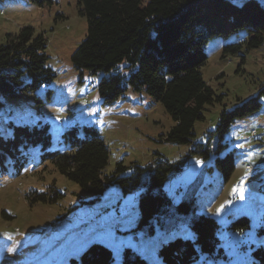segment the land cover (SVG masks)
Segmentation results:
<instances>
[{
  "label": "rangeland",
  "instance_id": "374dc122",
  "mask_svg": "<svg viewBox=\"0 0 264 264\" xmlns=\"http://www.w3.org/2000/svg\"><path fill=\"white\" fill-rule=\"evenodd\" d=\"M231 1L241 5L247 0ZM255 1L264 5V0ZM26 26L47 41L46 66L55 78L50 86L4 101L0 134L10 133L9 123L46 126L55 148L66 131L75 128L82 136L83 127L94 128L109 151L104 168L107 176L118 162L125 167L153 166L160 158L178 165L188 163L189 169L180 178H174L175 172L168 175L164 190L173 206L189 203L188 219L204 215L215 220L222 250L221 256L199 254L191 264H256L253 253L264 247V96H258L260 110L236 120L225 135L227 150L222 156L230 151L234 157V171L225 182L212 159L202 162L200 156L189 153V145L164 142L174 124L161 104L128 92L104 105L97 92L99 75L74 69L71 55L86 34V21L78 13L76 0H56L50 7L26 0H0V45L6 35L17 34ZM247 41L248 34L242 30L205 46L207 61L200 73L222 101L205 107L204 119L193 127L194 141L206 145L223 109L240 105L264 88V42L250 49ZM229 44H238V51L224 53ZM209 144L213 151L217 141ZM49 191L54 202L30 203L34 193ZM141 192L139 187L124 192L111 183L102 192L87 193L53 165L39 164V160L20 176H12L11 171L0 175V264H81V254L91 244L110 250L112 264H124L126 249L146 264H162L157 236L137 229ZM108 204L114 208L98 212ZM117 206L125 210L118 211ZM185 216L171 223L169 231L190 236ZM241 218H247L250 227L243 232L232 229V223ZM103 221L108 227H100Z\"/></svg>",
  "mask_w": 264,
  "mask_h": 264
},
{
  "label": "trees",
  "instance_id": "16d2710c",
  "mask_svg": "<svg viewBox=\"0 0 264 264\" xmlns=\"http://www.w3.org/2000/svg\"><path fill=\"white\" fill-rule=\"evenodd\" d=\"M26 1L50 7L56 0ZM76 5L86 21V34L72 53L71 64L78 71L99 75L97 92L102 103L110 105L131 92L161 104L174 124L163 137L164 142L189 145V153L200 156L202 162L212 159L227 182L234 171V157L230 151L222 156L227 150L223 140L236 120L260 110L258 96H264V88L240 105L223 109L214 131L208 133L207 144L203 145L194 141V124L204 119L205 107L221 103L222 96H216L206 85L200 68L207 61L205 46L211 40L244 30L248 34V48L261 46L264 5L255 0L241 5L231 0H76ZM46 47L47 41L31 27L5 36L0 45V110L5 100H15L22 93L54 82V72L46 66ZM238 49V44H229L223 51L236 53ZM9 126L8 135L0 134V175L11 171L12 176H20L39 160V164L53 165L61 176L87 193L102 192L111 183L121 186L124 192L139 187L142 192L137 199L140 216L137 229L157 236L155 242L162 264H191L199 254L222 255L215 220L204 215L188 219L185 214L189 203L182 201L173 206L164 190L168 175L180 170L181 165L165 158L144 167L137 164L125 167L118 162L107 176L104 168L108 165L109 151L94 128L83 127L82 136L75 128L70 129L62 135L59 148H54L46 126L12 123ZM213 139L217 146L212 151L209 143ZM33 196L30 203L55 201L50 191ZM181 216L188 219V237L169 231V225ZM240 222L243 224L239 225ZM249 227L247 218L237 219L231 226L239 232ZM253 254L256 264H264V247ZM123 256L124 264H146L129 249ZM112 262L111 251L99 244L88 246L80 257L81 264Z\"/></svg>",
  "mask_w": 264,
  "mask_h": 264
},
{
  "label": "built area",
  "instance_id": "2783aa9c",
  "mask_svg": "<svg viewBox=\"0 0 264 264\" xmlns=\"http://www.w3.org/2000/svg\"><path fill=\"white\" fill-rule=\"evenodd\" d=\"M189 169V164L187 163L186 165L183 166V170H188ZM251 171V167H248L247 165V172ZM182 171L178 172V178L181 177ZM102 226H106V223H102Z\"/></svg>",
  "mask_w": 264,
  "mask_h": 264
},
{
  "label": "clouds",
  "instance_id": "9594fccd",
  "mask_svg": "<svg viewBox=\"0 0 264 264\" xmlns=\"http://www.w3.org/2000/svg\"><path fill=\"white\" fill-rule=\"evenodd\" d=\"M184 164H185V163H184ZM184 164H183V165H184ZM183 165H181V169L178 170V171H176V172L182 171V169H183ZM176 172H175V173H176ZM175 173H174V174H175Z\"/></svg>",
  "mask_w": 264,
  "mask_h": 264
},
{
  "label": "bare ground",
  "instance_id": "6f19581e",
  "mask_svg": "<svg viewBox=\"0 0 264 264\" xmlns=\"http://www.w3.org/2000/svg\"><path fill=\"white\" fill-rule=\"evenodd\" d=\"M251 133H253V132H251ZM248 167H250V166H248ZM246 169H247V166H246ZM176 174H178V172H176V173L174 174V177H176ZM176 178H178V177H176Z\"/></svg>",
  "mask_w": 264,
  "mask_h": 264
}]
</instances>
